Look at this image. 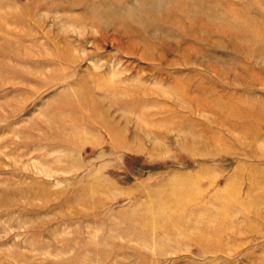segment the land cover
Segmentation results:
<instances>
[{
    "label": "rangeland",
    "instance_id": "obj_1",
    "mask_svg": "<svg viewBox=\"0 0 264 264\" xmlns=\"http://www.w3.org/2000/svg\"><path fill=\"white\" fill-rule=\"evenodd\" d=\"M0 264H264V0H0Z\"/></svg>",
    "mask_w": 264,
    "mask_h": 264
}]
</instances>
